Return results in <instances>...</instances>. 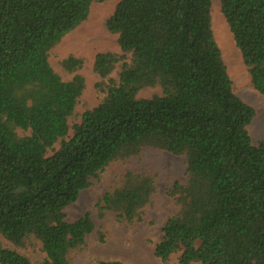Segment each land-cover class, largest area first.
<instances>
[{
  "label": "trees",
  "instance_id": "1",
  "mask_svg": "<svg viewBox=\"0 0 264 264\" xmlns=\"http://www.w3.org/2000/svg\"><path fill=\"white\" fill-rule=\"evenodd\" d=\"M100 1L0 0V238L12 245L0 239V264H34L27 248L44 253L43 264H73L97 223L91 211L67 221L66 207L146 149L186 165L185 183L165 193L176 211L155 244L159 260L264 264V141L249 134L255 110L233 91L211 0H119L106 20L119 52L94 56L99 102L76 118L85 59L64 58L73 76L63 80L49 52ZM219 4L250 85L264 97V0ZM155 191L151 173L124 166L97 196L96 213L141 222Z\"/></svg>",
  "mask_w": 264,
  "mask_h": 264
},
{
  "label": "rangeland",
  "instance_id": "2",
  "mask_svg": "<svg viewBox=\"0 0 264 264\" xmlns=\"http://www.w3.org/2000/svg\"><path fill=\"white\" fill-rule=\"evenodd\" d=\"M119 0L94 2L88 18L76 29L65 35L59 44L49 52V63L63 80H70L73 74L63 71L61 61L69 55L85 59L84 68L77 71L85 79V90L75 109L76 118H80L86 108L98 104V94L94 84L98 76L92 70L94 56L99 52H119L117 36L106 28V20L112 14ZM211 22L215 41L222 59L232 80L234 93L244 102L252 106L255 116L248 127L253 143L264 141V97L250 85V79L242 57L235 46L230 30L220 12L219 0H211ZM152 90L142 91L140 96L148 97ZM72 123V122H71ZM72 133V132H71ZM70 133V134H71ZM18 134L22 133L18 131ZM59 145H54L56 150ZM52 151H50V154ZM146 170L155 177L156 191L153 195L154 205L146 210L141 222L124 224L115 217L106 215L99 218L95 204L97 196L105 190L114 171L122 167ZM186 165L184 158L165 151L146 149L135 159L123 164H114L101 175L100 180L81 191L77 200L66 207V220L71 222L91 211L97 223L96 231L86 237V248L79 254L73 264H94L97 260H118L124 264H179L178 254L172 255L162 262L154 255V247L162 237V227L166 219L176 211L173 200L165 193L175 182L184 184ZM102 227V229H101ZM101 229V230H100ZM103 232L105 239L101 241L97 232ZM3 244L12 246L0 238ZM34 264H43L45 254L39 249H22ZM198 264V263H192Z\"/></svg>",
  "mask_w": 264,
  "mask_h": 264
}]
</instances>
